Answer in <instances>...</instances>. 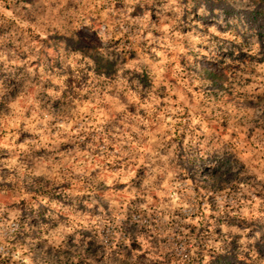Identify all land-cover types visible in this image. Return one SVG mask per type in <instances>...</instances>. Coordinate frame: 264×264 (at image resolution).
Listing matches in <instances>:
<instances>
[{"label": "clouds", "instance_id": "obj_1", "mask_svg": "<svg viewBox=\"0 0 264 264\" xmlns=\"http://www.w3.org/2000/svg\"><path fill=\"white\" fill-rule=\"evenodd\" d=\"M0 264H264V0H0Z\"/></svg>", "mask_w": 264, "mask_h": 264}]
</instances>
